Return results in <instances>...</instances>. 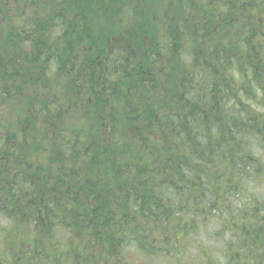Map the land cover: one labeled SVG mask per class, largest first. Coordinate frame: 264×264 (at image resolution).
<instances>
[{
  "label": "trees",
  "instance_id": "obj_1",
  "mask_svg": "<svg viewBox=\"0 0 264 264\" xmlns=\"http://www.w3.org/2000/svg\"><path fill=\"white\" fill-rule=\"evenodd\" d=\"M155 263L264 264V0H0V264Z\"/></svg>",
  "mask_w": 264,
  "mask_h": 264
},
{
  "label": "rangeland",
  "instance_id": "obj_2",
  "mask_svg": "<svg viewBox=\"0 0 264 264\" xmlns=\"http://www.w3.org/2000/svg\"><path fill=\"white\" fill-rule=\"evenodd\" d=\"M130 12V11H129ZM129 12L127 14H125V19H127L129 17ZM156 264V263H155Z\"/></svg>",
  "mask_w": 264,
  "mask_h": 264
}]
</instances>
